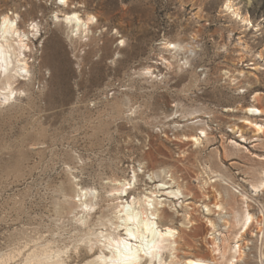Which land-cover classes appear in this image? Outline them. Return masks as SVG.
<instances>
[{
	"label": "rangeland",
	"instance_id": "obj_1",
	"mask_svg": "<svg viewBox=\"0 0 264 264\" xmlns=\"http://www.w3.org/2000/svg\"><path fill=\"white\" fill-rule=\"evenodd\" d=\"M58 1L0 0V15L27 12L25 25L32 18L41 21V38L32 39L30 76L16 82L21 92L0 106V255L13 254L10 264H19L40 240L71 248L81 236L64 203L74 176L79 186L102 193L111 177L131 178L134 168L140 192L149 187L151 171L166 169L193 203L202 204L214 203L211 188L206 200L199 188L207 179L203 167H209L235 183L238 198L245 191L264 206V192H251L264 167L253 157L264 156V136L242 143L234 164L216 156L217 150L230 149L229 142L242 140L235 125L248 141L257 138L240 121L257 93V106L264 110V0H232L241 17L248 16L246 27L224 11L225 0H74L105 30L81 45L54 24ZM164 39L188 44L189 65L159 67L156 79L141 75L160 55L167 57ZM196 115L202 120L198 127L189 124ZM198 129L208 140L195 149L182 136ZM249 204L261 219V207ZM192 208L194 218L206 214ZM200 225L186 230L188 245L180 242V258L210 256L203 241L208 228ZM257 228L254 224L244 236L249 244L237 264L260 263L261 240L252 236H262ZM69 256L70 264L90 259L85 250Z\"/></svg>",
	"mask_w": 264,
	"mask_h": 264
},
{
	"label": "bare ground",
	"instance_id": "obj_2",
	"mask_svg": "<svg viewBox=\"0 0 264 264\" xmlns=\"http://www.w3.org/2000/svg\"><path fill=\"white\" fill-rule=\"evenodd\" d=\"M57 4L52 20L55 25L64 26L67 38L72 44L81 45L84 40H90L96 33L105 31L98 29L99 21L96 15L80 10L85 7L82 2L59 0ZM223 9L239 19L245 27L250 26L248 16L241 17L239 8L235 7L232 0H225ZM24 15L27 16V12L13 11L0 15V106L6 105L21 92L16 89L15 84L29 78L32 67V39L41 38V21L32 18L26 21L25 25ZM120 43L124 46L125 41ZM160 44L167 57L160 55V62L153 61L142 69L141 75L147 78L156 79L158 75L155 73L158 74L159 67L162 66L172 70L176 66L181 68L189 65L188 44L167 39ZM245 49L244 45L241 46V51ZM118 57L119 55L115 59ZM237 76L244 74L238 72ZM233 81L237 79L234 78ZM260 96L261 94L257 93L253 97L255 104L244 110L247 116L240 121L247 130L252 131L253 137L257 138L248 141V138L241 134L243 130L235 125L233 129L240 133L242 140L229 142L230 149L224 147L223 150H217V157L223 156L234 164L240 149L244 148L242 143L254 142L259 140L258 136H264V110L257 106ZM130 111L131 115H134L135 112ZM226 111L231 112V109ZM198 117L199 115L192 116L189 124L194 127L201 126L202 120ZM197 132L194 135L182 136L184 142L192 143L195 149H199L203 138L208 140L204 129H198ZM253 157L264 164V156ZM132 169L131 178L111 177L105 183L108 189H103L104 196L95 187L79 186V180L74 176V188L71 194H66L67 200H64V203L68 214L73 217L77 234L81 236H77L71 248L57 247L53 241L43 243L40 240L19 264H70V253L78 255L81 250L90 254V259L83 264H237L246 256L245 246L249 242L245 241L244 236L251 231L254 224L262 235L259 238L258 235L252 234L257 240H261L258 260L259 264H264V206L245 191L238 192V198L234 191L235 183L233 184L224 173L203 167L207 179L199 181V188L205 200L209 198L205 193L211 188L215 193L214 203L195 204L191 201L193 197L185 193L177 178L172 174L168 178L169 172L166 169L151 171L146 176L149 185L145 186L149 187L139 192L136 188L138 174ZM143 169L144 166H141L140 173H144ZM71 170L70 168L69 173L72 176ZM251 192L255 195L264 192V167L260 169L258 179L251 183ZM104 201L108 203L102 208L100 205ZM253 202L261 207V219L250 212L249 203ZM192 205L199 210L203 208L202 212H206L201 220L192 216ZM98 209L101 210L97 222L92 223L93 215L97 214ZM200 223H204L208 228L203 241L208 246L210 256L190 253L189 257L180 258V242L188 245L184 238L186 230L199 228ZM13 260V254L0 255V264H10Z\"/></svg>",
	"mask_w": 264,
	"mask_h": 264
},
{
	"label": "snow or ice",
	"instance_id": "obj_3",
	"mask_svg": "<svg viewBox=\"0 0 264 264\" xmlns=\"http://www.w3.org/2000/svg\"><path fill=\"white\" fill-rule=\"evenodd\" d=\"M250 219V218H249Z\"/></svg>",
	"mask_w": 264,
	"mask_h": 264
}]
</instances>
